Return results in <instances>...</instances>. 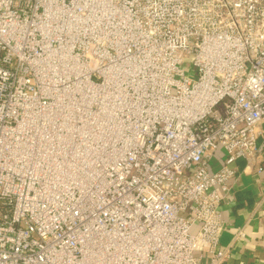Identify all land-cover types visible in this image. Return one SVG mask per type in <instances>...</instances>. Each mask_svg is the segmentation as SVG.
<instances>
[{"label": "built area", "instance_id": "2783aa9c", "mask_svg": "<svg viewBox=\"0 0 264 264\" xmlns=\"http://www.w3.org/2000/svg\"><path fill=\"white\" fill-rule=\"evenodd\" d=\"M239 160L264 0H0V264H226Z\"/></svg>", "mask_w": 264, "mask_h": 264}, {"label": "crops", "instance_id": "0c3cea01", "mask_svg": "<svg viewBox=\"0 0 264 264\" xmlns=\"http://www.w3.org/2000/svg\"><path fill=\"white\" fill-rule=\"evenodd\" d=\"M223 158L221 152L212 171L221 167ZM234 169L236 177L229 181L231 190L221 206L226 227L220 243L231 249L226 264H264V162L248 165L239 160Z\"/></svg>", "mask_w": 264, "mask_h": 264}, {"label": "rangeland", "instance_id": "374dc122", "mask_svg": "<svg viewBox=\"0 0 264 264\" xmlns=\"http://www.w3.org/2000/svg\"><path fill=\"white\" fill-rule=\"evenodd\" d=\"M185 68H186V73H187V76L189 77V78H192V79H195L197 76H196V70H195V68L193 67V66H191V65H186L185 66Z\"/></svg>", "mask_w": 264, "mask_h": 264}]
</instances>
